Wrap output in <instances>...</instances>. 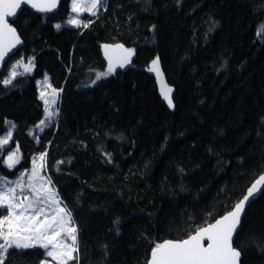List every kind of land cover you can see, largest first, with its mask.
Here are the masks:
<instances>
[{"label":"trees","instance_id":"trees-1","mask_svg":"<svg viewBox=\"0 0 264 264\" xmlns=\"http://www.w3.org/2000/svg\"><path fill=\"white\" fill-rule=\"evenodd\" d=\"M57 11L24 7L12 22L24 42L0 72V135L20 161L46 151V169L77 227V264H147L166 238L181 239L229 210L264 170V0H108L88 27ZM102 41L132 50L108 71ZM32 72L2 83L8 62ZM159 58L173 106L147 67ZM61 88L57 122L43 115L36 79ZM1 211V209H0ZM240 264H264V191L247 205L233 240ZM44 250L9 249L5 264H41Z\"/></svg>","mask_w":264,"mask_h":264},{"label":"snow or ice","instance_id":"snow-or-ice-1","mask_svg":"<svg viewBox=\"0 0 264 264\" xmlns=\"http://www.w3.org/2000/svg\"><path fill=\"white\" fill-rule=\"evenodd\" d=\"M31 3L32 7L39 8L40 11H51L57 6V0H0V60L7 53L20 43L16 30L11 27L8 17L16 14L17 10L23 4ZM100 0H89L87 6H84L82 0H72V11L80 13L83 11H93L96 9ZM69 24H80V21L73 18L68 21ZM88 27V24H84ZM57 28L60 25H56ZM107 47V46H105ZM121 47V46H117ZM129 56L131 50H128ZM128 60L125 58L120 63L123 67ZM20 61H17L19 64ZM31 60L23 65L26 72L31 71ZM154 70L158 71V61H153ZM15 67V66H14ZM115 65L109 63L108 71L98 73L97 78L107 76L115 70ZM17 73L11 72L4 84L11 83V78ZM49 87H51L49 85ZM171 89L164 91L165 99L172 106V100L169 97ZM50 95L52 101L45 98V93H41L46 105V114L50 117L48 109L51 103L55 102L57 90L52 89ZM40 124H44L42 120ZM11 137V132L4 139H0V145H4ZM19 157L15 153H10L7 158L8 167H13L18 162ZM44 154H41L40 160L43 161ZM35 165V162H34ZM43 166V165H41ZM38 175L36 168L33 169L32 177H29L28 188L31 189V196L17 198L16 189L23 190L25 185L22 180H18L15 187H9L0 191V208H6L7 215L0 216V264H5L4 256L9 249H31L40 247L46 250V256L51 257L56 264H68V261L78 259L73 254L77 252L75 226H69L71 221V212L66 208L59 207L58 201L53 198L51 189L41 185L37 188L31 183V180ZM264 191V175H261L247 190V194L235 205L233 210L224 217L216 220L214 224H209L205 228H200L195 235L189 236L183 241H165L157 244L152 249L151 260L149 264H238L240 252L232 246L233 234L240 223L241 215L244 212L245 205L257 192ZM51 201L57 204L54 212L48 213L45 207L41 206ZM42 217V218H41ZM66 233L72 244H66L61 239L62 234ZM207 238V246L203 241ZM41 264H50L48 260L41 261Z\"/></svg>","mask_w":264,"mask_h":264},{"label":"rangeland","instance_id":"rangeland-1","mask_svg":"<svg viewBox=\"0 0 264 264\" xmlns=\"http://www.w3.org/2000/svg\"><path fill=\"white\" fill-rule=\"evenodd\" d=\"M107 1L108 0H100V3L97 5L96 9H94L93 11H83L80 13H75L72 11V0H69V11L67 16L62 19L61 21L57 22L56 25H71V26H80V25H84V24H90L93 21V18H97L98 15L104 11V9L106 8L107 5ZM82 3L84 4V6H87V4L89 3V0H82ZM77 19L80 21V24L76 25V24H69L68 21L70 19ZM131 50V49H129ZM133 52L131 50V56H132ZM29 60H31V71H33V67H34V59L32 57L28 58V59H24L22 57H15L13 59H11L6 67V74L4 75V77L2 78V83L5 79H8L11 75L12 71H15L18 74H22L25 73V69L23 67V65L28 64ZM17 61H20L19 64H17ZM15 66V67H14ZM97 74H94V76H96ZM13 78V77H12ZM11 78V79H12ZM36 85H37V92H38V96L41 99L42 103H43V115L42 117L38 120V122H36L31 129L29 130L30 135L37 139L39 134L48 126H50L51 124H54L55 122H57L58 117H59V106H60V102H61V94H62V89L61 88H57L54 87L49 79V76L47 73H44L42 76L38 77L36 79ZM49 85L51 87H49ZM52 89H56L57 90V95L55 97V102L51 103L49 106V111L51 113H53L50 117L46 114V105L44 103V99L41 98V93H45V98L48 99L49 101L53 100V97L50 95V93L52 92ZM44 121V124H40L41 121ZM12 132V127L9 126V123L6 122V128L5 131L0 135V139H4L5 137L8 136V133ZM0 150H1V154L2 157L4 159V157L10 153L11 151H16V155L19 157L18 162L20 161V152L18 150V148L16 146H13L10 144V138L8 139V142L4 145H0ZM41 154H44V159L43 161L40 160V156ZM5 162V161H4ZM17 162V163H18ZM35 162V165H34ZM14 164L13 167H8V165H6L8 168L13 169L16 165ZM43 165V166H41ZM34 167L36 168L38 175L35 176L32 180L31 183L34 184L37 188H39L41 185H44L45 187L51 189V192L53 194V198L55 200L58 201L59 207L62 208H66L68 211L69 209L66 207V205L63 203V201L61 200L57 190L55 189L49 175L46 169V151H40V152H36L30 159V164L28 167H24L21 168L17 171V173L14 176H7L3 173L0 172V191L9 188V187H15V184L18 180H22L23 184L25 185V187L23 188V190H21L20 188L16 189V195L17 198H22L23 196H31V189L28 188V184L30 183L29 177H32L33 175V169ZM43 207H45V211L48 213H52L56 210L57 208V204L52 203L51 201H46V203L44 205H41ZM0 216H5L7 215V210L6 208H0ZM42 218V217H41ZM69 226H75L76 224L74 223V220L71 216V221ZM76 248H77V242H78V235H77V231H76ZM61 239L63 240L64 243L71 245L72 241L70 239V237L64 233L61 236ZM0 243H2V241H0ZM44 250V257L42 258L41 261L44 260H48L50 262V264H56L55 261H52L51 257H47L46 256V250ZM74 256L78 257V252L73 254ZM40 261V263H41ZM78 259H74L71 261H68V264H77Z\"/></svg>","mask_w":264,"mask_h":264},{"label":"water","instance_id":"water-1","mask_svg":"<svg viewBox=\"0 0 264 264\" xmlns=\"http://www.w3.org/2000/svg\"><path fill=\"white\" fill-rule=\"evenodd\" d=\"M60 1L61 0H57V6L52 9L51 11H40L39 8L37 7H32V4L31 3H28V4H23L21 6L20 9L17 10L16 14L12 17H8V22L9 24L11 25V27H13L15 30H16V35L19 37V40H20V43L19 44H16L15 47H13L8 53L7 55L3 58V60H0V72L2 71V69L4 68L6 62L8 61V59L19 49V47L23 44L24 40L22 38V36L20 35L19 31L17 30L16 26L12 23L18 16L19 12L24 8H29L30 10L34 11V12H37V13H52V12H55L57 11V9L59 8V4H60ZM38 2H40V0H38ZM121 46V47H117V46ZM107 46V47H105ZM99 48H100V52H101V56L103 58V60L105 61L106 65L109 67V63L111 61L112 64H114L116 67H115V70L114 71H119V70H125L127 69L128 67L131 66V58L129 56V53H128V47L121 43V42H114V41H102L99 43ZM125 58H127L128 62L124 64L123 67H120V63L123 62L125 60ZM156 61H158V71L157 70H154V66H153V62L149 64V66L147 67V72H149L154 78H155V81H156V85H157V89H158V93L159 95L161 96V98L165 101V103L169 106L168 104V100L165 99V96H164V91L168 88H170L172 91L171 93H169V97L171 98L172 100V106H173V93H174V87L168 83L167 81V78H166V75L162 69V66H161V63H160V60L159 58H156L154 59ZM153 60V61H154ZM10 153H15L16 154V151H11ZM8 153L5 157H4V160H5V163L7 161V158L9 156ZM7 165V163H6ZM261 175H264V170L261 171L251 182L250 184L248 185V187L246 188L244 194L242 195V197L236 201L234 203V205L229 209L227 210L226 212H224L222 215L218 216L217 218H215L214 220L198 227L196 230H194L192 233H190L188 236L184 237V238H181V239H176V238H166L164 240H162L160 243H163L165 241H174V242H177V241H183L185 239H188L189 236H192V235H195L196 231L199 230L200 228H205L207 227L209 224H214L216 222V220H219L221 219L222 217H224L227 213L231 212L233 210V208L235 207V205L247 194V190L248 188L251 187V185L261 176ZM261 193L260 192H257L252 198L249 199V201L246 203L245 205V209H244V212L242 213L241 215V219H240V223H241V220L243 218V215L245 213V210H246V207L247 205L251 202V200H253L254 198H256L259 194ZM240 223L237 227V230L238 228L240 227ZM236 230V231H237ZM236 231L234 232L233 234V240H234V236H235V233ZM233 240H232V246L234 247V244H233ZM204 245L207 246V238L205 237L204 241H203ZM154 248V247H153ZM152 248V249H153ZM236 248V247H234ZM152 249L150 251V256H149V259H148V262L147 264H149V261L151 260V254H152ZM238 251L239 249L236 248ZM240 252V251H239ZM240 259H241V253H240V257L238 259V264H240Z\"/></svg>","mask_w":264,"mask_h":264},{"label":"bare ground","instance_id":"bare-ground-1","mask_svg":"<svg viewBox=\"0 0 264 264\" xmlns=\"http://www.w3.org/2000/svg\"><path fill=\"white\" fill-rule=\"evenodd\" d=\"M129 49V48H128ZM130 58H131V63H132V56L130 55Z\"/></svg>","mask_w":264,"mask_h":264}]
</instances>
